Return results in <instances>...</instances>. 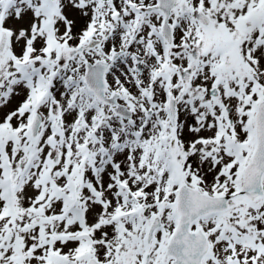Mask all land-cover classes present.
<instances>
[{
	"label": "snow or ice",
	"instance_id": "1",
	"mask_svg": "<svg viewBox=\"0 0 264 264\" xmlns=\"http://www.w3.org/2000/svg\"><path fill=\"white\" fill-rule=\"evenodd\" d=\"M0 264H264V0H0Z\"/></svg>",
	"mask_w": 264,
	"mask_h": 264
}]
</instances>
